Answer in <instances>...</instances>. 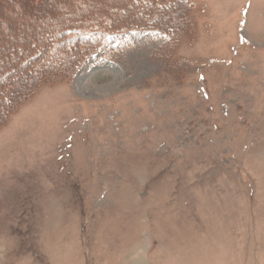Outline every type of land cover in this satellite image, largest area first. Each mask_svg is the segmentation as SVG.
Listing matches in <instances>:
<instances>
[{
    "label": "rangeland",
    "instance_id": "obj_1",
    "mask_svg": "<svg viewBox=\"0 0 264 264\" xmlns=\"http://www.w3.org/2000/svg\"><path fill=\"white\" fill-rule=\"evenodd\" d=\"M193 2L191 35L145 17L0 128V264H264V0ZM6 4L0 52L44 23Z\"/></svg>",
    "mask_w": 264,
    "mask_h": 264
},
{
    "label": "trees",
    "instance_id": "obj_2",
    "mask_svg": "<svg viewBox=\"0 0 264 264\" xmlns=\"http://www.w3.org/2000/svg\"><path fill=\"white\" fill-rule=\"evenodd\" d=\"M6 1V7L15 8L20 15L22 11L32 12L29 17L43 21L44 27L40 23L29 26L30 31L41 33L42 40L36 38V33L28 41L11 43L10 50L0 52V128L41 87L70 81L83 63L98 51L105 37L138 29L139 23L145 25V17L151 16L155 18L147 26L166 33L168 23L163 26L161 22L170 20L160 15L173 10L181 11L183 21L179 29L171 33L172 43L181 41L185 33L191 35L195 24L193 0H122L118 2L119 8L106 6L109 2L105 0H47L60 9L55 11L49 7L45 14L39 13L43 9L42 0H29L28 6L21 0ZM137 10H143L140 15L144 18L140 22ZM23 31L20 34H24ZM4 58L7 61L3 62Z\"/></svg>",
    "mask_w": 264,
    "mask_h": 264
}]
</instances>
